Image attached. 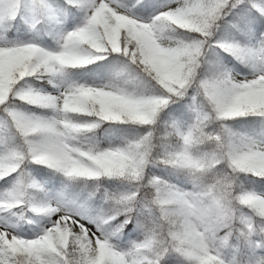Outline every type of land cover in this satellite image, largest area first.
Segmentation results:
<instances>
[{"label": "snow or ice", "instance_id": "obj_1", "mask_svg": "<svg viewBox=\"0 0 264 264\" xmlns=\"http://www.w3.org/2000/svg\"><path fill=\"white\" fill-rule=\"evenodd\" d=\"M0 264H264V0H0Z\"/></svg>", "mask_w": 264, "mask_h": 264}]
</instances>
